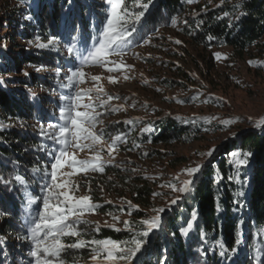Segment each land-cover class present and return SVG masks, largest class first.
I'll use <instances>...</instances> for the list:
<instances>
[{"label":"trees","instance_id":"16d2710c","mask_svg":"<svg viewBox=\"0 0 264 264\" xmlns=\"http://www.w3.org/2000/svg\"><path fill=\"white\" fill-rule=\"evenodd\" d=\"M11 2L19 7L21 14L29 16L27 22L23 20L14 25L21 38L32 29L30 33L43 38L57 36L68 46L70 38L76 36L77 47L84 53L88 46L96 43L105 18L90 0ZM127 4L130 10H140L133 9V0H127ZM188 5L187 0H153L126 51L142 44L155 30L170 26L171 19L182 16ZM224 11H228L230 16L221 18ZM241 11L247 14L236 20L235 16ZM190 22L196 42L205 47H230L241 55L253 46H260L264 39V0H234L232 3L225 0L221 8L206 10ZM209 36L215 39L209 40ZM6 61L0 52V74L7 73L3 65ZM27 63L35 66L49 63L57 68L66 62L47 52L38 55L24 52L20 64ZM14 67L10 64L8 68ZM32 81L35 85L51 86L53 94L58 97L71 95L73 91V86L63 87L66 84L63 79L50 81L35 76ZM19 82L22 88H7V84L0 80V120L58 123L56 113L59 103L50 96L43 99L34 97L27 90L30 82ZM151 125L153 132L141 135L144 142L151 140L156 144H168L200 131V126L193 124L192 120L179 125L168 116ZM136 128L138 125L119 123L112 125L110 132L125 133L128 137ZM55 150L56 143L41 136L40 132L16 128H3L0 131V209L10 213V216L0 218V264H27L24 253L29 251L31 245L26 239L25 221L28 212L24 193L31 191L36 196L43 195V173L46 166L52 163L49 153ZM237 150L254 154L250 165L240 170V182L228 180V177L236 174V169L227 152H222L203 168L191 191L162 215L161 228L150 234L149 243L139 254L137 264H232V260L222 261L219 257L217 241L223 242L226 249L233 247L239 221L244 222L241 225L243 235L238 253L233 257L235 264H259L260 260H264V128L242 135ZM37 167L41 171L34 173L32 169ZM17 175L25 178L26 186L16 184ZM241 192L243 195H240ZM136 194L137 203L147 206L150 196L148 190H138ZM193 214L197 219L193 221L189 234L184 235L181 228L186 227ZM136 215L132 221L150 217L143 211ZM130 235L128 231L116 232L102 228L98 237L126 240Z\"/></svg>","mask_w":264,"mask_h":264},{"label":"rangeland","instance_id":"374dc122","mask_svg":"<svg viewBox=\"0 0 264 264\" xmlns=\"http://www.w3.org/2000/svg\"><path fill=\"white\" fill-rule=\"evenodd\" d=\"M90 1L105 16V0ZM229 1L230 3L234 2V0ZM218 5H220V0H194L187 6L184 14L176 18L175 26L171 24L166 28L155 30L145 40L149 41L148 43L144 41L139 46L126 51L123 58L124 63L132 65L131 70L125 68L119 72H108L107 69L99 65L83 66L86 74L85 83L79 87H92L95 82L91 80V76L99 75L101 76L99 84L104 87L105 91L119 97V99L111 101L110 104L124 106V110L117 112H105L103 108H99L98 111L102 113L100 119L104 123L98 127H104L107 133L115 135L117 133L114 131L110 132V127L114 124L138 125V128L134 129L133 133L127 137L128 143L119 145L115 161L105 166L104 173L90 172L87 176L81 173L73 177L82 185L86 180L91 181L93 201L102 205L96 212L85 214V218L93 222L92 226L98 223L100 230L102 228L114 230L105 226V223H116V227L121 228L119 232H125L127 230L123 228L122 221L132 220L139 211L145 212L150 217L155 215L152 211L153 208L165 207V213L169 212L185 194L181 195L175 205L169 206V201L178 194L171 192L169 188H161L162 184L172 181L178 174L181 179L187 178L181 171L186 167H194L201 162L204 167L208 166L222 152H227L228 156L229 152L237 150L242 135L264 128V125L257 127L254 123L264 117V64L262 66L248 64L249 60L264 62V39L260 46H253L241 55L230 47H205L193 39L194 28L190 20L206 10L223 6ZM27 19L29 16L21 14L19 7L11 0H0V52L7 59L3 64L7 68V73L0 74V80L3 84H7V88H22L19 80H27L30 82L27 90L34 97L43 99L50 96L53 101L59 103L56 113L59 117L60 106L67 102L62 100V97L53 94L51 86L35 85L32 77L39 76L50 81L63 79V82L67 84L66 76L70 75V70L81 66L80 61L67 52L68 46L61 38L54 49H38L35 46L37 43L35 38L38 35L30 33L32 29L28 30L29 34L26 33L22 38L17 35V26L14 25L23 20L27 22ZM176 39L181 40L182 43L177 45ZM39 42L46 43L47 38L40 37ZM91 47L88 46L87 50ZM24 52L34 55L47 52L64 60L67 64L64 63L57 67L61 70L59 75L56 72L57 68L49 63L42 65V71L37 73L35 68L41 66L28 63L20 64V58ZM217 52L222 54L220 60H217L214 55ZM224 57L227 58L224 59ZM110 59L118 62L120 58L111 57ZM10 64L16 67L10 69L8 68ZM109 67H114V64H110ZM25 72H28L29 75L25 76ZM124 75H128L130 79L125 80ZM108 76L118 77V83L114 85L109 83ZM144 80H147L148 83L145 84ZM76 87L73 85L71 95L75 92ZM93 96H95L94 93ZM194 96L197 99L193 100ZM101 98L106 99V97ZM181 100L184 103H179ZM145 103H147V107L143 106ZM51 109L54 110V108ZM167 116L173 118L179 125L186 120L195 121V125L200 126V131L188 138L168 144H156L151 140L144 142L141 137L142 133L153 132L154 128L152 127L150 132H141L140 129L146 124H151ZM213 116L218 120L235 117H239V120L228 128L219 125L218 120H213L211 124L204 123V117ZM126 121H135V123L128 124ZM20 123H23L24 127H20ZM41 123L45 127L48 124V122ZM41 123L34 120L13 122L2 118L0 124L14 126L0 127V131L3 128H16L40 132ZM46 130L53 131L47 128ZM232 133H235V136ZM107 138L110 140V137ZM133 141L140 144L141 147L133 148ZM213 146L216 151L212 157L200 155ZM59 148L60 145L56 143L55 151L57 153ZM129 149L132 150L129 151ZM144 152H147L148 155H143ZM90 155L87 151L78 152L77 158L85 159ZM102 156L105 160L109 159L107 151H104ZM116 164H119L120 167H116ZM132 169H137V171L134 172ZM47 170L50 171V165ZM143 189L148 190L150 194L147 206L137 203L135 198L136 192ZM154 192H160L161 195L154 197ZM84 194H88L87 189L81 187L78 195ZM24 196L25 202L29 196L39 197L32 194L31 191L25 192ZM105 201H112V203L109 204ZM125 201H131L138 205L139 211H133L132 216L129 217ZM121 204L125 208L124 212L119 211ZM38 206H42V199H37L31 210L38 211ZM26 209L29 212L27 204ZM108 213L118 215L121 223L113 221ZM81 230H84V226H81ZM98 234L99 232H85L82 238L85 240L99 238ZM130 237L131 235L128 239ZM74 240L75 238H64L65 243ZM27 253L28 251L24 253V256L29 264L30 258ZM90 256V249L85 248L78 251L69 250L64 258L66 264H73L74 261L75 264H93ZM135 264H137V260Z\"/></svg>","mask_w":264,"mask_h":264},{"label":"snow or ice","instance_id":"6c2138e0","mask_svg":"<svg viewBox=\"0 0 264 264\" xmlns=\"http://www.w3.org/2000/svg\"><path fill=\"white\" fill-rule=\"evenodd\" d=\"M187 2L191 4L194 0H187ZM224 2L225 0H220V5L218 6H222ZM152 3L153 0H145L143 3L140 0H133V9L139 8L140 10H130L127 0H105V18L102 21L96 43L91 49L87 50L85 54L84 50L77 47V37L72 36L70 38L67 52L79 59L81 66L70 70V75L66 76L68 82L63 87L71 88L73 85L77 87L72 95L61 98L67 103L62 104L59 108L60 123H48L46 127L41 123L39 126L40 135L50 138L59 144L60 148L58 153L56 151L49 153L52 157V163L50 164V171L47 170L46 166L43 173L42 179L45 180V183L41 188L43 192L42 198L29 196L26 199V204L29 208L25 221L27 229L26 239L30 241L31 245L27 253L30 258L29 264H66L64 257L69 250L78 251L85 248L90 249V259L93 264H135L138 255L142 253L145 245L149 242L148 238L150 234H153L162 226L161 214L165 213V207L153 208L152 211L155 215L141 219L138 222L123 220V228L132 234L128 240H114L111 238L83 239L82 237L85 232L98 233L100 231V225L97 223L95 226H92L93 222L86 219L85 214L96 212L102 205L93 201L91 181L86 180L82 185L79 181L73 179V177L81 173L84 176H87L90 172L104 173L105 166L115 161V154L119 151V145L128 143L127 134L117 133L112 135L111 133H107L104 127H98L104 123L100 119L102 113L98 111L99 108H103L105 112H117L124 110V106L110 104L111 101L119 99V97L110 95L105 91L104 87L99 84L101 80V76L99 75L91 76V80L95 82L92 87H79V85L85 83L86 74L83 66L99 65L107 69L108 72H119L125 68L131 70L133 66L125 64L123 58L130 46L133 34L137 33L138 26L146 18V13ZM246 14V12L241 11L235 16V19L240 20L241 16ZM229 16L230 13L224 11L221 18ZM200 23L202 24L203 20ZM171 24L175 26L177 20L172 18ZM35 39L37 41L35 46L38 49H54L60 40L57 36L47 37L46 43L39 42V36ZM208 39L213 40L215 37L209 36ZM145 42L148 43L149 41ZM175 43L179 45L182 41L176 39ZM214 55L217 60L222 58V54L219 52ZM111 57H119L120 59L117 62L111 60ZM226 58L224 57V59ZM110 64H114V67H109ZM248 64L251 66H262L264 62L249 60ZM35 71L37 73L41 72L42 66L36 67ZM60 71L57 68V75H59ZM24 75L27 76L29 73L25 72ZM107 79L113 85L118 83V77L108 76ZM124 79L128 80L130 77L124 75ZM144 83L147 84L148 81L144 80ZM93 93L95 96H93ZM101 97H106V99H102ZM192 99L195 100L197 97L194 96ZM179 103H184V101L181 100ZM143 106L147 107V103ZM177 119H180V117H177ZM213 120H218V118L214 116L203 118L206 124H211ZM238 120L239 117L219 119L218 123L228 128ZM126 123L134 124L135 121H126ZM192 123L195 124V121ZM254 123H256L257 127L264 125V117ZM13 126L12 124H0V127ZM19 126L24 127V124L20 123ZM46 128L53 131L49 132ZM151 129L152 125L146 124L140 131L150 132ZM232 135L235 136V133H232ZM107 137H110V140ZM132 143L133 148L141 147L135 141ZM131 150L129 149V151ZM85 151L91 154L90 157L78 159L77 153ZM104 151H107L109 157L107 160L102 156ZM215 151L216 148L213 146V148L205 153H200V155L212 157ZM143 155L147 156L148 153L144 152ZM253 155L251 151L234 150L229 152L228 156L231 164L236 169V174L228 177V180L240 182L239 172L250 165ZM116 167H120V165L116 164ZM203 167L202 162L197 163L194 167H186L181 171L187 178L181 179L178 174L172 181L161 185V188H169L171 192L178 194L169 201V206L175 205L182 194H187L191 191L194 180ZM32 171L34 173L40 172L41 169L37 167L33 168ZM132 171L135 172L137 169H132ZM15 182L20 186H26L25 178L20 175L15 176ZM5 187H7V184ZM81 187H86L88 194L78 195ZM101 191H103L102 188ZM160 195V192L153 193L154 197ZM240 195H243V193L241 192ZM37 199H42V206H38L39 210L33 212L31 209ZM105 202L112 203V201ZM124 203L127 204V215L129 217L132 216L133 211H139V206L133 204L131 201H125ZM119 211H125L123 204H121ZM108 215L112 217L113 221L121 223L118 215H113L112 213H108ZM4 216H10V213L0 209V218ZM196 219V215L193 214L187 222L186 227L181 228L182 234H189L193 228V221ZM243 223V221H239L237 224L233 247L226 249L223 242L217 241L220 249L219 257L222 261L232 260V264H235L233 257L238 253V246L241 243V236L243 235L241 225ZM81 226H84L83 231L81 230ZM105 226L111 227L117 232L121 231V228L116 227V223L107 224L106 222ZM64 238H75V240L65 243ZM73 264H75V261ZM259 264H264V260H260Z\"/></svg>","mask_w":264,"mask_h":264}]
</instances>
